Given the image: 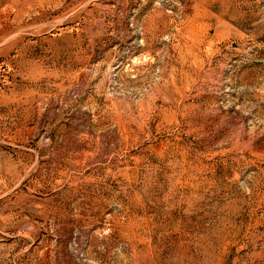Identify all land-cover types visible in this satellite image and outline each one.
Listing matches in <instances>:
<instances>
[{
  "label": "rangeland",
  "instance_id": "rangeland-1",
  "mask_svg": "<svg viewBox=\"0 0 264 264\" xmlns=\"http://www.w3.org/2000/svg\"><path fill=\"white\" fill-rule=\"evenodd\" d=\"M0 264H264V0H0Z\"/></svg>",
  "mask_w": 264,
  "mask_h": 264
}]
</instances>
